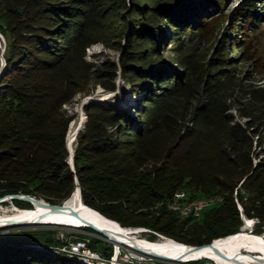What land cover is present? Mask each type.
<instances>
[{
	"label": "trees",
	"instance_id": "16d2710c",
	"mask_svg": "<svg viewBox=\"0 0 264 264\" xmlns=\"http://www.w3.org/2000/svg\"><path fill=\"white\" fill-rule=\"evenodd\" d=\"M110 1L0 0L10 38L0 75V197L25 193L60 203L77 177L89 207L179 242L240 235L236 198L263 231L264 84L239 66L254 62L264 0H240L228 31L211 41L224 0H130L119 61L98 65L87 49ZM167 30L170 60L162 51ZM117 70L138 103L85 105L73 170L66 137L75 117L64 106L97 83L115 90ZM178 190L223 199L200 217H181L167 206ZM20 234H0V264H85Z\"/></svg>",
	"mask_w": 264,
	"mask_h": 264
},
{
	"label": "rangeland",
	"instance_id": "374dc122",
	"mask_svg": "<svg viewBox=\"0 0 264 264\" xmlns=\"http://www.w3.org/2000/svg\"><path fill=\"white\" fill-rule=\"evenodd\" d=\"M239 2L240 0H224L225 6L222 16L218 18L214 16L212 18L217 26L214 27L215 29L213 28V31H211L209 37H207L209 38V41H211L214 36L215 37L220 36L221 31L227 30L226 27L228 26L230 20V13L232 12V10H234V8L238 6ZM109 4H110V13L108 14L105 22L103 23V28L99 32H97V34L95 35V42L87 49L86 58L89 61H92L98 65H101L104 61H113L115 63H118L120 52L125 42L124 36L125 33L127 32L129 25L128 17L130 16V13L128 7L130 6V0H111ZM1 25H2L1 32L4 38H6L7 41L9 42L10 40L9 34L8 32L5 31L6 22L4 21V19L0 18V26ZM170 30H167L165 32V34H167V40L162 49L165 57L168 60L175 57V54L171 51L172 43H171V39L168 36V34L171 33ZM7 46L8 43H6V52H7ZM251 47L253 53L251 59H254V62L253 61L250 62V60L247 62H243L240 64L239 69H241V71L243 72H248L249 70L253 69L255 72V77H254V80H256L255 82L264 84V23L261 27V30L258 31L257 34L253 36ZM236 53L237 51H235L234 55H236ZM115 82H116L115 90L106 89L102 84L97 83L90 89L89 92L78 94L71 103L66 104L64 106L67 112L69 114H73L75 117L69 125V129L66 137L67 142H69V137H72V139H74V142L72 144L74 150H75L78 133L85 126L87 120V113L85 111L86 104L94 100H104V99H110L112 102L123 106H128L129 104L135 106L138 103L135 101L138 98V95L133 93L130 84L124 79V77L120 73V70H117V77L115 79ZM134 112L135 110L132 111V113ZM233 113L236 115V112L234 110ZM69 164L70 167L74 170L75 165L72 163V161ZM77 186L80 187L81 189L79 180L77 177H75V189L77 188ZM34 196L44 201L53 203L51 200L45 198L44 196L41 195H34ZM201 197H207L211 199L213 204H211L210 206L217 205L223 199L218 194L204 195ZM244 199H246V197ZM65 200H63L60 203H63ZM236 203L240 211L241 218L243 220V225L240 228L241 232L243 230V227L245 226L246 219H251L253 220V225L250 227L248 232L264 234V228L263 231L257 230L259 224L258 222L260 220L257 217H248L243 211L242 202L238 198H236ZM1 204L3 205V208L6 209H12L14 206L21 208L23 207L28 208L32 206L31 203L28 204L27 201L23 199H17V200L8 199L2 201ZM95 210L97 209L95 208ZM127 227H138V226H127ZM142 227H146V226H142ZM22 232L26 233L27 235H33L35 241L41 243L42 246L49 247L51 250L55 251L56 253L69 257L71 256L67 252H63L60 249H57L56 247H54V245L62 244L66 239H68L72 235V233H79V232L88 233L89 235H91V237H93L92 240L95 246L107 250L108 255H111V247L108 246L110 244V241L109 239H107V236L103 235L100 232L95 231L90 227H84V229L76 230L75 228L72 227L59 225V224H52V223H21L18 225L14 224V225H8V226L6 225L0 227V234L17 233L18 235H21L20 233ZM138 235L142 238H148L149 240L159 239V237L156 234H151L146 232H139ZM190 245H194V244H190ZM254 254L256 253H254V251L252 250L245 251L246 256H250ZM182 264H217V263L211 259L201 258L196 260H190L189 262H184Z\"/></svg>",
	"mask_w": 264,
	"mask_h": 264
},
{
	"label": "bare ground",
	"instance_id": "6f19581e",
	"mask_svg": "<svg viewBox=\"0 0 264 264\" xmlns=\"http://www.w3.org/2000/svg\"><path fill=\"white\" fill-rule=\"evenodd\" d=\"M5 54L6 43H2V59L0 64V71L2 67H4L5 69L6 66ZM72 140V137H69V142H71ZM183 199L184 196H176L174 200L168 202V206L190 203V201L186 202L183 201ZM5 200H8V197L5 198ZM1 203L2 200H0V227L14 224L18 225L22 222L52 223L76 227L92 224L108 232L110 236L116 237L118 241H114V243H116L117 246L133 245L145 252H151L152 254L158 253L160 255L168 256L178 261L207 258L213 260L217 264H264V260L260 259L264 256V234L248 232L250 227L253 225V220L251 219H246L245 226L243 227L241 234L236 238L231 239L230 235L228 237L214 239L213 245L204 246L202 248H195L193 247V245L178 242L175 239L167 237L154 230V234L159 236V239L149 240L148 238L140 237L138 234L141 229L151 228L142 226H123L119 222L104 216L102 213L89 207L83 202L81 189L78 186L73 191L71 196L63 202V209H53L51 204L39 205L35 201L31 203L32 207L30 208H21L14 206L12 209H6L3 208V205ZM209 206L210 205H207V208H209ZM74 211L79 213V215L74 213ZM215 247L224 251L228 255L238 256V259L241 262H237L234 259H227L220 256L218 253H216ZM246 250H252L259 256H246ZM68 254L74 259L85 264H99L97 262H92V260L74 256V254L72 253Z\"/></svg>",
	"mask_w": 264,
	"mask_h": 264
},
{
	"label": "built area",
	"instance_id": "2783aa9c",
	"mask_svg": "<svg viewBox=\"0 0 264 264\" xmlns=\"http://www.w3.org/2000/svg\"><path fill=\"white\" fill-rule=\"evenodd\" d=\"M2 43H8V41L6 38H4L0 27V62L2 59ZM175 195L190 196V203H183L181 205L175 206L167 205L169 209L177 212L180 216L183 217L202 216L203 212L207 208V205L213 204L212 200L207 197H191V195L186 190H178L175 192ZM68 227L80 230L84 229V227L89 226L84 225L77 227ZM140 232L154 234L153 229H141ZM92 239L93 237H91V235H89L88 233H72V235L68 239H66L62 244L54 245V247L60 249L63 252L72 253L74 254V256H78L79 258L87 260H92V262H97L99 264H182L184 262L190 261H178L168 256V258L155 256L151 252H145L141 249L136 248L133 245L117 246L116 243H114L110 239V244L108 246L111 247V255H108L107 250L99 248L98 246H94Z\"/></svg>",
	"mask_w": 264,
	"mask_h": 264
},
{
	"label": "water",
	"instance_id": "95a60500",
	"mask_svg": "<svg viewBox=\"0 0 264 264\" xmlns=\"http://www.w3.org/2000/svg\"><path fill=\"white\" fill-rule=\"evenodd\" d=\"M3 69H4V67H2V69H1V71H0V75H1V73L3 72ZM75 138H76V137H75ZM73 142H74V139H73L71 142H67V147H68V150H69V153H70L68 163H70V162L72 161V163L74 164V148H73V146H72ZM7 197H8V199H23V200H26V201H28V202H30V203H32L33 201H35V202L38 203L39 205H47V204H51V206H52L53 209H63V208H62V205H64L63 203H50V202L44 201V200H42V199H39V198H37V197H35V196L31 195V194H25V193H20V194H19V193H16V194H7V195H5V196L0 197V200L5 201V198H7ZM3 199H4V200H3ZM74 213H76L77 215H79V213H77L76 211H74ZM22 223H27V222H22ZM88 226L91 227V228H93V229H95L96 231H98V232L104 234L105 236H108L109 239H110L111 241H113V242H114V241H115V242L118 241L116 237H114V236H110V235L108 234V232H106V231H104V230H102V229H100V228H98V227H96V226H94V225H92V224H89ZM213 242H214V240H212L210 243L199 244V245H193V247H195V248H202V247H204V246L213 245V244H214ZM215 251H216V253H218L220 256H222V257H224V258H227V259H234V260L237 261V262H241V261L238 259V256H236V255H228V254H226L224 251L220 250V249L217 248V247H215ZM153 254H154L155 256L168 258L167 256H163V255H160V254H158V253H153ZM254 256H259V255L254 254ZM257 258H258V257H257ZM260 259H261V260H264V256H263L262 258H260Z\"/></svg>",
	"mask_w": 264,
	"mask_h": 264
}]
</instances>
